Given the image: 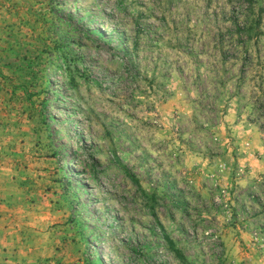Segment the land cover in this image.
Instances as JSON below:
<instances>
[{
  "label": "rangeland",
  "instance_id": "rangeland-1",
  "mask_svg": "<svg viewBox=\"0 0 264 264\" xmlns=\"http://www.w3.org/2000/svg\"><path fill=\"white\" fill-rule=\"evenodd\" d=\"M0 120L48 159L25 264H264V0H0Z\"/></svg>",
  "mask_w": 264,
  "mask_h": 264
},
{
  "label": "crops",
  "instance_id": "crops-1",
  "mask_svg": "<svg viewBox=\"0 0 264 264\" xmlns=\"http://www.w3.org/2000/svg\"><path fill=\"white\" fill-rule=\"evenodd\" d=\"M25 131L20 123L11 127L0 120V264H25L27 235L32 231L40 245L42 225L49 221V194L43 182L48 159L22 150ZM8 145L16 148L7 156L3 150Z\"/></svg>",
  "mask_w": 264,
  "mask_h": 264
},
{
  "label": "trees",
  "instance_id": "trees-1",
  "mask_svg": "<svg viewBox=\"0 0 264 264\" xmlns=\"http://www.w3.org/2000/svg\"><path fill=\"white\" fill-rule=\"evenodd\" d=\"M158 225L160 226L164 240L168 243L170 248L176 253L177 256H181V251L176 247L174 240L170 237V235L167 233L164 225L158 221Z\"/></svg>",
  "mask_w": 264,
  "mask_h": 264
}]
</instances>
